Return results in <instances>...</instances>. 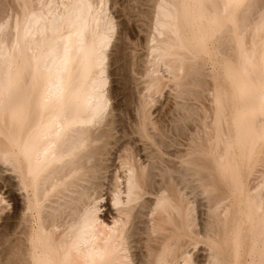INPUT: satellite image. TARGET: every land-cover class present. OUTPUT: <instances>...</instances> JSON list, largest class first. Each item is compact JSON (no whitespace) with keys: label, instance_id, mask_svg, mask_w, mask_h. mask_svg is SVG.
Instances as JSON below:
<instances>
[{"label":"bare ground","instance_id":"obj_1","mask_svg":"<svg viewBox=\"0 0 264 264\" xmlns=\"http://www.w3.org/2000/svg\"><path fill=\"white\" fill-rule=\"evenodd\" d=\"M121 1L0 0V264H264V0Z\"/></svg>","mask_w":264,"mask_h":264},{"label":"rangeland","instance_id":"obj_2","mask_svg":"<svg viewBox=\"0 0 264 264\" xmlns=\"http://www.w3.org/2000/svg\"><path fill=\"white\" fill-rule=\"evenodd\" d=\"M123 1H124V3L125 4H128L129 3V6L131 5V7L132 8H134L133 9V12L132 13H134L135 12V15L134 14H132V16H131V18H133V19H131L132 21V24H131V26L130 27H132L131 28V36H130V39H129V42H128V47H127V52H128V55H136V58L139 60V62H141L143 59H144V57H145V55H146V53H147V48H146V44H147V39H148V37L146 38V35L147 36H149V34L151 33V29H150V27H151V22L150 21H148V23H149V25H148V28L146 29H144V27L146 26V20L145 19H143V17L141 16V11L143 10L142 8H144V10H149L150 8L149 7H151V6H143V4L142 3H139V0H130V2H129V0H122L119 4L121 5L122 3H123ZM135 2V3H134ZM141 2V1H140ZM123 3V4H124ZM117 5L116 7H112V9L113 8H115L114 10H113V12H112V14L114 15V17H115V19H117V22H121V21H123V20H126L124 17H121V13L119 12V9H120V7L123 5ZM142 4V5H141ZM143 6V7H141V6ZM134 6V7H133ZM137 6H139L140 8H138ZM122 8V7H121ZM140 9V10H139ZM121 10V9H120ZM117 11V12H116ZM140 11V12H139ZM140 13V16H139V13ZM137 13H138V15H137ZM120 15V16H119ZM137 15V16H136ZM138 16H139V18H140V20H139V18H138ZM118 17V18H117ZM136 17V18H135ZM120 18V19H119ZM122 18V19H121ZM134 19H135V21H137L136 23H135V21H134ZM141 19H142V21H141ZM121 20V21H120ZM140 22H142V24L140 23ZM135 23V24H134ZM143 28V30H142V28L140 27V26ZM143 25H145V26H143ZM147 27V26H146ZM120 28V27H119ZM141 29V30H140ZM147 31V32H146ZM144 34V35H143ZM133 35V36H132ZM146 38V39H145ZM144 48H146V50L144 49ZM115 50V48H113V49H111V52H113ZM141 60V61H140ZM115 67V68H114ZM114 67H112V69L114 68V69H116L117 67L116 66H114ZM111 69V70H112ZM113 69V70H114ZM136 70H137V73H138V75L141 73V71H142V69L141 68H139V67H137L136 68ZM136 74V73H135ZM134 74V75H135ZM137 75V74H136ZM135 75V76H136ZM137 78H138V76H136V84L134 83V81L131 83V86L130 87H134V88H132V89H134L133 91L136 93V97H137V95H138V90L142 87V85L140 84V81L139 80H137ZM141 78V75H139V78L138 79H140ZM113 79H115L116 80V78H111V84H110V86H113L114 84L112 83V80ZM118 79V78H117ZM138 81V82H137ZM134 83V84H133ZM137 85V86H136ZM121 98V96L119 97V100H122V98ZM164 100V99H163ZM114 103V102H113ZM159 107V106H158ZM129 113H131L132 114V110L129 112ZM12 208V207H11Z\"/></svg>","mask_w":264,"mask_h":264}]
</instances>
